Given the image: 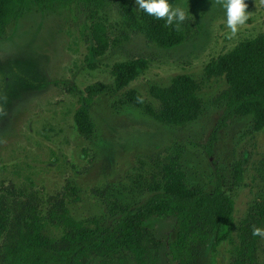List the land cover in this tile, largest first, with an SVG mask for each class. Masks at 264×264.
<instances>
[{
	"label": "rangeland",
	"instance_id": "1",
	"mask_svg": "<svg viewBox=\"0 0 264 264\" xmlns=\"http://www.w3.org/2000/svg\"><path fill=\"white\" fill-rule=\"evenodd\" d=\"M119 2L103 0L100 8L87 9L32 8L6 29L0 39V197L8 201L14 216H26L34 208L46 217L63 203L76 221L95 219L100 226H110L121 208L148 198L152 176L177 156L190 185L209 191L222 177L223 191L235 204L233 242L220 245L214 259L205 247L197 264H232L238 228L249 207L264 198V130L250 133L249 117L223 123L228 86L222 77L207 76L205 68L239 43L264 36V2L245 0L248 19L231 36L226 10L215 0H178L173 8L186 13L185 39L171 49H161L131 31ZM131 2L138 12L135 0ZM95 24L101 26L108 48L92 59ZM138 59L144 60L146 70L115 92L112 66ZM178 75L198 83L202 109L195 122L164 127L121 105L126 93L135 91L158 110L150 88L167 87ZM89 89L96 93L89 94ZM87 99L93 134L86 138L77 135L74 114ZM220 124L224 125L210 155L209 136ZM237 162L242 164L243 180L234 185L232 168ZM147 225L158 238L175 233L172 221L156 219ZM2 246L0 264H6ZM124 260L133 264L128 256ZM91 264L121 263L114 259ZM160 264H169L162 255ZM257 264H264V237Z\"/></svg>",
	"mask_w": 264,
	"mask_h": 264
},
{
	"label": "trees",
	"instance_id": "2",
	"mask_svg": "<svg viewBox=\"0 0 264 264\" xmlns=\"http://www.w3.org/2000/svg\"><path fill=\"white\" fill-rule=\"evenodd\" d=\"M178 0H168L173 7ZM82 5L101 7L103 0H0V39L8 26L19 20L32 8L52 11ZM120 13L127 27L142 34L161 49L180 46L185 39L183 26L177 30L176 22L168 25L143 10L136 12L131 0H120ZM91 58L102 57L108 48L101 26H92ZM146 70L144 60L138 59L112 66L115 92L126 88ZM209 77H222L228 89L223 95L226 106L223 123L233 118H250V133L264 130V36L245 40L227 54L212 60L205 68ZM198 83L185 75L171 79L167 87L153 86L149 92L159 103L158 110L147 106L135 91H128L121 105L138 110L156 124L180 128L195 122L202 109L197 91ZM89 94L96 93L89 89ZM91 99L82 100L74 114L75 131L81 137L93 134L89 109ZM218 125L210 134L207 149L212 147ZM162 165V166H161ZM161 171L152 176L147 187L148 198L132 207L121 208L114 224L100 226L95 219L76 221L63 203L56 204L48 215L37 214L34 208L26 216L12 214L6 199L0 197V243L2 260L6 264H91L117 260L124 264L126 256L133 264H160L161 255L169 264H197L205 247L214 259L217 248L233 242L235 231L232 198L223 191L222 177L205 191L190 185L178 157L168 158ZM233 184L243 180L241 162L232 168ZM172 221L175 233L158 238L148 228L151 220ZM253 225L264 226V198L253 203L238 228V247L232 264H257L258 244L261 236H253ZM125 256V257H124Z\"/></svg>",
	"mask_w": 264,
	"mask_h": 264
},
{
	"label": "clouds",
	"instance_id": "3",
	"mask_svg": "<svg viewBox=\"0 0 264 264\" xmlns=\"http://www.w3.org/2000/svg\"><path fill=\"white\" fill-rule=\"evenodd\" d=\"M135 3L139 6L138 10H143L156 19H164L168 25H172L175 21L177 30L187 18L182 8H173L168 0H135ZM215 4L221 5L226 10L227 27L231 31V36H235L238 26L245 24L248 19L245 0H215ZM252 235L264 237V229L253 225Z\"/></svg>",
	"mask_w": 264,
	"mask_h": 264
}]
</instances>
